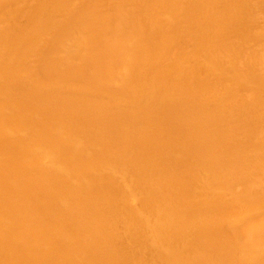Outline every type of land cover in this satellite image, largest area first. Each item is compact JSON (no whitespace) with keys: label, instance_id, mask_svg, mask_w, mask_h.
I'll use <instances>...</instances> for the list:
<instances>
[{"label":"bare ground","instance_id":"6f19581e","mask_svg":"<svg viewBox=\"0 0 264 264\" xmlns=\"http://www.w3.org/2000/svg\"><path fill=\"white\" fill-rule=\"evenodd\" d=\"M0 264H264V0H0Z\"/></svg>","mask_w":264,"mask_h":264}]
</instances>
